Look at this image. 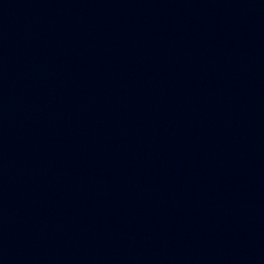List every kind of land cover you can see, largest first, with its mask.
Returning a JSON list of instances; mask_svg holds the SVG:
<instances>
[{"label": "water", "instance_id": "1", "mask_svg": "<svg viewBox=\"0 0 264 264\" xmlns=\"http://www.w3.org/2000/svg\"><path fill=\"white\" fill-rule=\"evenodd\" d=\"M0 264H264V0H0Z\"/></svg>", "mask_w": 264, "mask_h": 264}]
</instances>
